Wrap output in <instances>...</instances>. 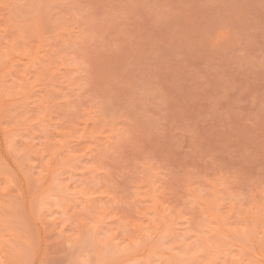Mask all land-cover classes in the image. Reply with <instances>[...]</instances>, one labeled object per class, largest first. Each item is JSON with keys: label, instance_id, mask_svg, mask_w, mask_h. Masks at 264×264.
Wrapping results in <instances>:
<instances>
[{"label": "rangeland", "instance_id": "rangeland-1", "mask_svg": "<svg viewBox=\"0 0 264 264\" xmlns=\"http://www.w3.org/2000/svg\"><path fill=\"white\" fill-rule=\"evenodd\" d=\"M0 264H264V0H0Z\"/></svg>", "mask_w": 264, "mask_h": 264}]
</instances>
